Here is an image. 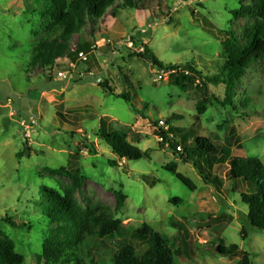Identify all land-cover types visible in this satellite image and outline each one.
<instances>
[{"label":"rangeland","instance_id":"obj_1","mask_svg":"<svg viewBox=\"0 0 264 264\" xmlns=\"http://www.w3.org/2000/svg\"><path fill=\"white\" fill-rule=\"evenodd\" d=\"M251 2L141 0L142 10L118 9L115 17L114 6L95 27L87 24L68 41L67 52L78 43L90 46L83 53L86 62L63 57L42 69L29 64L32 50L59 30L40 15L35 0H0V240L14 243L23 264H36L45 239L64 225L46 217L44 190L60 196L73 191L83 209L105 206L120 220L118 233L94 243L97 264H112L119 243H133L130 232L143 224L180 251L175 264L240 261L218 256L214 249L219 244L237 245L251 264H264V232L247 225V208L240 201L246 186L228 179L226 164L213 170L223 187L208 186L192 162L159 146L155 125L163 122L167 128L169 121L218 146L237 138L231 157H254L264 165V60L248 72L247 87L240 88L260 93L262 106L254 111L261 113L259 118L243 119L231 106L223 107L217 100L222 102L224 86L205 81L219 73L227 45L236 43L230 33L240 38L255 26L233 15ZM145 47L163 65L191 64L204 85L198 80L186 91L172 85L169 73L136 57ZM56 113L65 115L73 129ZM100 126L123 133L148 158L118 160L103 142ZM171 163L195 191L164 169ZM76 170L80 185L72 177ZM119 191L126 200L118 211Z\"/></svg>","mask_w":264,"mask_h":264},{"label":"trees","instance_id":"obj_2","mask_svg":"<svg viewBox=\"0 0 264 264\" xmlns=\"http://www.w3.org/2000/svg\"><path fill=\"white\" fill-rule=\"evenodd\" d=\"M35 3L40 7V15L49 19L51 27H57L59 30L55 38L39 42L32 50L29 64L42 69L54 67L55 61L63 57L74 63L79 53L89 52L90 46L86 42L78 43L73 52H67V43L74 35L80 34L87 24L95 27L110 8L115 6L114 17L118 9L142 10L139 5L141 0L136 2L133 0H35ZM233 15L237 19L253 20L256 22L255 26L246 28L240 38L237 33H230L236 43L227 45V57L219 67V73L205 81L224 86V98L222 102L217 100L219 104L223 107L231 106L243 119H255L261 116V113L254 112L262 106V102L258 99L260 93L241 91L240 88L247 87L245 79L248 72L255 64L264 60V0H252L250 5L233 11ZM238 44H244V47L241 48ZM136 57L169 73V82L183 91L195 86L198 80H203L202 85H204L201 73L189 63L184 67L163 65L147 47ZM106 85L104 82L101 87L105 88ZM236 105H239V111ZM56 116L67 123L70 130L73 129L71 127L73 123L67 120L65 115L56 113ZM155 125L160 139L159 146L170 149L185 163L192 162L208 186L216 190L223 187V180L219 179L213 170L216 166L226 164L228 179L234 182L240 181L247 188L246 192L240 195L241 203L247 208L245 214L247 225L254 230L264 232V165L258 158H232L231 149L238 145L237 138H228L223 146H218L206 138L197 135L194 137L188 130L171 127L169 121L167 129L158 127L157 122ZM99 134L118 160L138 161L148 158L146 153L130 145L123 133L108 132L104 126H100ZM109 163L112 167L116 166L114 161ZM201 163L207 169L206 174L202 171ZM164 169L189 191H195L193 183L176 172L174 163ZM79 174V170H76L72 176L77 185L82 182ZM44 192L48 201L45 209L46 217L51 222H63L64 225L45 239L41 255L36 256L35 263L97 264L92 254L94 243L118 233L121 229L120 220L116 219L113 212L105 206L83 209L75 202L73 191H67L63 196L51 190ZM125 200L126 196L121 191L116 193V210L123 208ZM3 221L16 226L10 219ZM243 233H245L244 229ZM129 239L133 243L129 241L119 243L112 264H175L174 258L180 255L179 250L173 251L169 242L147 224L132 230ZM214 251L223 258H240L237 264H251L249 255L239 251L237 245L219 244ZM23 263L24 258L15 252L14 243L0 240V264Z\"/></svg>","mask_w":264,"mask_h":264},{"label":"built area","instance_id":"obj_3","mask_svg":"<svg viewBox=\"0 0 264 264\" xmlns=\"http://www.w3.org/2000/svg\"><path fill=\"white\" fill-rule=\"evenodd\" d=\"M100 42H102V43H108V41L105 40V39H100ZM96 44H98V43L96 42ZM78 59L81 60V61H83V62H86V57L84 56L83 53H79V54H78ZM62 75H63V74L60 73V74H59V77H62ZM159 78H161V77L159 76ZM158 127H160V128H164V129H167V128L165 127V124H164L163 122H159V123H158Z\"/></svg>","mask_w":264,"mask_h":264}]
</instances>
